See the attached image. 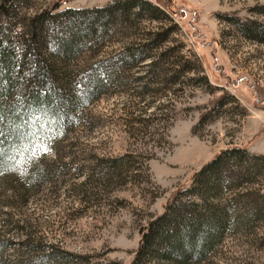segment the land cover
Returning <instances> with one entry per match:
<instances>
[{"label":"rangeland","instance_id":"374dc122","mask_svg":"<svg viewBox=\"0 0 264 264\" xmlns=\"http://www.w3.org/2000/svg\"><path fill=\"white\" fill-rule=\"evenodd\" d=\"M110 1L23 0L6 31L16 42L25 15ZM146 1L166 15H129L74 73L125 49L147 58L111 64L103 94L41 142L31 188L0 176V264H129L140 230L215 154L264 155V0ZM239 193L263 218L226 233L204 264H264V167Z\"/></svg>","mask_w":264,"mask_h":264},{"label":"trees","instance_id":"16d2710c","mask_svg":"<svg viewBox=\"0 0 264 264\" xmlns=\"http://www.w3.org/2000/svg\"><path fill=\"white\" fill-rule=\"evenodd\" d=\"M21 2L0 0V176L26 191L38 176L33 157L41 142L72 127L77 114L103 94L113 63L130 69L147 58L122 49L112 60L81 67L86 72L76 76L77 59L90 42L98 44L112 28L123 27L129 15L152 20L166 13L146 0H111L93 10L59 11L56 5L23 16L14 42L6 28ZM122 166L118 159L106 168L112 173ZM263 167L264 155H250L244 147L220 150L140 230L129 264H204L226 233L263 218L255 217L261 205L239 193Z\"/></svg>","mask_w":264,"mask_h":264}]
</instances>
